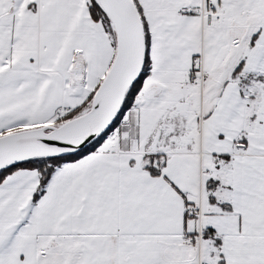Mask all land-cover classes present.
<instances>
[{
    "label": "snow or ice",
    "instance_id": "6c2138e0",
    "mask_svg": "<svg viewBox=\"0 0 264 264\" xmlns=\"http://www.w3.org/2000/svg\"><path fill=\"white\" fill-rule=\"evenodd\" d=\"M0 264H264V0H0Z\"/></svg>",
    "mask_w": 264,
    "mask_h": 264
}]
</instances>
